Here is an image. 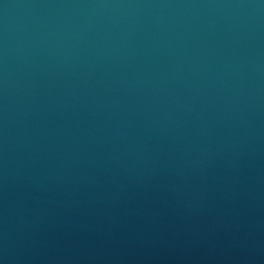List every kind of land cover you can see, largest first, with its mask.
I'll list each match as a JSON object with an SVG mask.
<instances>
[{
	"label": "water",
	"instance_id": "95a60500",
	"mask_svg": "<svg viewBox=\"0 0 264 264\" xmlns=\"http://www.w3.org/2000/svg\"><path fill=\"white\" fill-rule=\"evenodd\" d=\"M0 264H264V0H0Z\"/></svg>",
	"mask_w": 264,
	"mask_h": 264
}]
</instances>
